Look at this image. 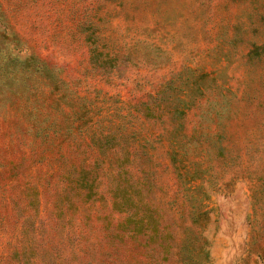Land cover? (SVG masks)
Here are the masks:
<instances>
[{"label": "rangeland", "instance_id": "rangeland-1", "mask_svg": "<svg viewBox=\"0 0 264 264\" xmlns=\"http://www.w3.org/2000/svg\"><path fill=\"white\" fill-rule=\"evenodd\" d=\"M28 214L64 264H264V0H0V254Z\"/></svg>", "mask_w": 264, "mask_h": 264}, {"label": "trees", "instance_id": "trees-1", "mask_svg": "<svg viewBox=\"0 0 264 264\" xmlns=\"http://www.w3.org/2000/svg\"><path fill=\"white\" fill-rule=\"evenodd\" d=\"M62 156L59 157V159ZM59 161V160H58ZM75 167L78 170V177L77 182L80 184L82 179L80 178L81 175L85 173V168L87 169V165L84 163H80L77 165L74 164ZM24 182H23V191L26 192L25 196L29 197V189L32 187V189H36V195L38 194V186L37 183L33 184L31 179H27V176H23ZM88 180V179H86ZM88 184H85V186L79 187V193L85 192L86 195L93 189V184H90V186H87ZM82 189V190H80ZM63 195H67L66 190L61 191ZM68 197V196H67ZM56 198L59 199V195H56ZM62 200H64L62 198ZM57 203V200H56ZM66 203V202H65ZM63 203L60 207H63L66 205ZM55 207L57 204H55ZM25 210V208H23ZM21 226L17 229V231L12 234L15 236V240L13 242L8 241L7 248L3 253L0 254V256L3 257V263L5 264H64L65 257H66V249H69L70 251H73L71 249V246H67L66 244V238L69 237V229L65 232H62L60 234V237L58 238V242L53 241H44V232L45 228L43 227L44 223H46V220H40L39 224H36V220H33L34 217H31V215L23 216ZM130 217L126 218V222L124 223L126 226L129 224ZM49 221V220H47ZM142 220L141 224L144 225ZM152 222V221H151ZM57 226L59 225L57 223V218L54 219V222ZM52 223V224H53ZM1 227V222H0ZM62 246V248H60ZM78 253H81V246H78ZM5 253V254H4ZM83 255L84 254H80ZM80 255L78 258H80ZM72 264H80V262L76 261Z\"/></svg>", "mask_w": 264, "mask_h": 264}]
</instances>
